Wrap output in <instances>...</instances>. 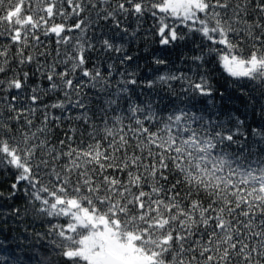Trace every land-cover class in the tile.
Here are the masks:
<instances>
[{
	"label": "snow or ice",
	"instance_id": "obj_1",
	"mask_svg": "<svg viewBox=\"0 0 264 264\" xmlns=\"http://www.w3.org/2000/svg\"><path fill=\"white\" fill-rule=\"evenodd\" d=\"M0 264H264V0H0Z\"/></svg>",
	"mask_w": 264,
	"mask_h": 264
},
{
	"label": "trees",
	"instance_id": "obj_2",
	"mask_svg": "<svg viewBox=\"0 0 264 264\" xmlns=\"http://www.w3.org/2000/svg\"><path fill=\"white\" fill-rule=\"evenodd\" d=\"M68 24H71L72 21H67ZM43 39V37H42ZM53 43L51 45H49L48 50L51 51L52 48H54V34H53ZM43 50V49H41ZM13 51H15V46H13ZM176 53L172 54V58L175 59L176 58ZM36 78L34 77L33 80H35ZM56 111V113L58 114V110H54ZM39 122V121H37ZM18 205L21 203L20 201L16 202ZM61 223H64L66 226V222L61 220ZM2 227L4 228V233L3 235L5 236H9L10 239L7 243H14V241L11 238H16L18 240L23 241L24 243H27L26 240H24V236L26 235V233L24 232L25 227H28V233H32L33 231H40L43 232L45 231V228L43 225H41L40 223H37L34 227L31 226V221H26L25 223H19L17 221L14 220H9L8 224L6 225H2ZM9 229H11V232H9Z\"/></svg>",
	"mask_w": 264,
	"mask_h": 264
}]
</instances>
